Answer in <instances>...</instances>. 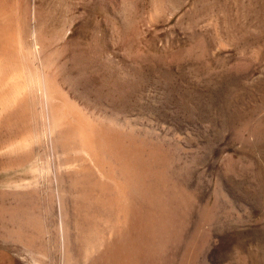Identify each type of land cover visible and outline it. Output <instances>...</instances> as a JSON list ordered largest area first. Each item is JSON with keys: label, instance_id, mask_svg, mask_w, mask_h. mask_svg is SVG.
<instances>
[{"label": "rangeland", "instance_id": "obj_1", "mask_svg": "<svg viewBox=\"0 0 264 264\" xmlns=\"http://www.w3.org/2000/svg\"><path fill=\"white\" fill-rule=\"evenodd\" d=\"M3 15L0 264H264V0Z\"/></svg>", "mask_w": 264, "mask_h": 264}, {"label": "bare ground", "instance_id": "obj_2", "mask_svg": "<svg viewBox=\"0 0 264 264\" xmlns=\"http://www.w3.org/2000/svg\"><path fill=\"white\" fill-rule=\"evenodd\" d=\"M8 0H0V11L2 10L3 11V8L6 7V3H7ZM5 5V6H4ZM2 23L0 24V52H6V48L10 42V38H9V23H10V18L9 17H6L5 15H3V19L1 21ZM19 111V110H18ZM17 111V112H18ZM21 112V111H20ZM20 112H19V115H18V118H21L20 116ZM17 115V113H16ZM15 115V116H16ZM8 117V116H7ZM10 118V117H8ZM7 118V119H8ZM17 118V117H15ZM18 118H17V121H18ZM49 121V120H48ZM15 122V121H14ZM13 122V123H14ZM124 147V146H123ZM122 153V152H121ZM121 156H123L121 154ZM142 160V159H141ZM127 161V160H126ZM125 162V161H124ZM142 162V161H141ZM137 165V163H136ZM91 179V178H90ZM79 180V179H78ZM85 179H83L84 181ZM130 182V181H129ZM93 183V182H92ZM133 183V182H132ZM139 184V183H138ZM100 188V187H99ZM144 189V188H143ZM94 191V190H93ZM140 194V193H139ZM143 195V194H142ZM148 195V194H146ZM78 196V195H77ZM141 198V197H140ZM143 198V197H142ZM143 200V199H142ZM110 202V201H109ZM81 203V202H80ZM109 204V203H108ZM112 205V204H111ZM136 206V205H135ZM142 208V207H141ZM75 209V208H74ZM127 209H129V206L127 205ZM130 212V211H129ZM126 213V212H125ZM153 221V220H152ZM63 223V222H62ZM62 223H61V226H62ZM82 224V223H81ZM63 228V227H62ZM64 229V228H63ZM62 229V231L64 232V230ZM130 242V241H129ZM135 249V248H134Z\"/></svg>", "mask_w": 264, "mask_h": 264}]
</instances>
